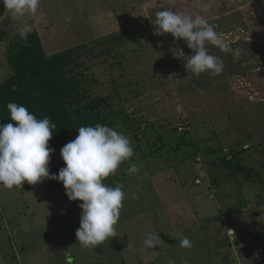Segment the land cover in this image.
<instances>
[{
	"label": "rangeland",
	"instance_id": "1",
	"mask_svg": "<svg viewBox=\"0 0 264 264\" xmlns=\"http://www.w3.org/2000/svg\"><path fill=\"white\" fill-rule=\"evenodd\" d=\"M121 2L126 5L114 8L118 3L109 7L108 0H0V85L11 72L3 54L11 37L35 28L46 51L57 53L112 34L109 18L121 11L117 22L140 32L122 34L110 46L118 48L107 59L115 78L107 75L105 86L114 92L115 109L126 110L133 121L120 123L113 135H121L128 150L136 149L134 135L127 133L150 124L148 148L160 136L169 143L156 163L122 156L129 178L118 190L124 200L119 205L136 208L129 205L120 218L117 209L92 196V182L78 183L85 171L77 166L75 143L15 164L3 161L0 148V179L8 185L0 194V264H263L250 236L264 229L257 189L238 188L221 164H210L211 155H203L201 164L184 159L191 149L177 152L173 142L182 135L178 128L188 130L192 148L220 150L239 142L253 146L256 163L264 158V3ZM126 56L121 70H114ZM116 89L127 94L126 101ZM28 167L38 170L32 179L37 186L46 178L45 187L22 184L31 188L20 193L14 181L24 182L21 173ZM231 225L243 249L228 244ZM157 232L176 243L160 235L154 240ZM66 248L74 259L64 261L69 254L60 251Z\"/></svg>",
	"mask_w": 264,
	"mask_h": 264
},
{
	"label": "trees",
	"instance_id": "2",
	"mask_svg": "<svg viewBox=\"0 0 264 264\" xmlns=\"http://www.w3.org/2000/svg\"><path fill=\"white\" fill-rule=\"evenodd\" d=\"M260 1L264 3V0ZM132 31L81 40L60 52L50 54L45 49L43 37L35 28L30 29L27 34L11 37L9 44L4 47L3 54L11 72L0 85V142L2 143L0 148L5 154L2 156L3 161L8 164L22 163L44 151L75 143L78 147L76 151L80 156V161H76L77 166H82V170L85 171L82 172L83 178L77 177L78 183L86 186L92 182V196L97 194L102 204L109 210L112 207L117 209L116 215L119 218L129 205L136 208L135 203H124L128 204L125 208L120 206V202L124 200L121 198L123 200L121 201L118 190L129 178L128 173L124 172L126 162L122 156L130 157L133 163L142 158L156 163L154 158L169 149L167 147L169 143H165L161 136L156 141H152L153 147L148 148L151 142L145 136L148 134L150 124L146 129L137 126L131 133L128 131L127 134L134 135L132 142L136 144V149L133 147L132 150H128L123 137L119 134L113 135L121 126L120 123L127 125L133 121L126 110L115 109L114 92H109L108 87L105 86L107 75L110 74V77L115 78L112 76L113 72L110 73L113 70V63H108L107 59L118 49L110 46L117 42L119 44L121 35L132 34ZM123 50L119 48V52ZM127 59L128 56L118 64H114L118 66L114 70H121ZM123 85L130 86V83L125 82ZM119 90H115L119 99L126 101L127 94L123 96ZM128 91L130 92L129 89ZM128 128H131V125ZM177 131L182 135L173 142V149L177 152H182L184 148L192 151L184 159H193L201 164L205 160L203 155H211L210 164H221L238 188H244L245 184L255 187L258 191L256 195L258 202L264 201V158L258 163L255 162V157L250 154L253 146L236 142L221 147L220 150L207 146L202 151L199 147L192 148L194 142L188 137V130L179 131L177 128ZM146 145L148 149L145 148ZM245 146L248 148L244 149ZM225 149L228 150L227 153ZM217 151L221 152L222 156L217 157ZM75 156L78 157L74 152L73 157ZM37 171L36 168L28 167L24 173L31 177ZM0 181L1 194L7 183L2 179ZM16 181L14 182L17 189L19 180ZM212 183L217 184V178H213ZM28 188L24 186L17 190L21 193ZM248 206L247 200L245 207ZM126 219L128 220L127 217ZM232 226L231 228L237 232V228ZM159 235L160 233L157 232L154 240ZM236 235L234 241L229 237L228 243L231 247L236 244L238 248L241 246L240 249H243L239 233L237 232ZM250 236L254 246L261 253L264 264V229L251 232ZM159 237L171 245L177 241L169 235ZM63 258L66 261L67 257Z\"/></svg>",
	"mask_w": 264,
	"mask_h": 264
},
{
	"label": "crops",
	"instance_id": "3",
	"mask_svg": "<svg viewBox=\"0 0 264 264\" xmlns=\"http://www.w3.org/2000/svg\"><path fill=\"white\" fill-rule=\"evenodd\" d=\"M103 1V0H102ZM106 1V0H105ZM112 1H114V2H117L118 4L117 5H115L114 4V8H117V7H124L125 5H126V2H125V5H123L122 6V2H121V0H108V6L109 7H111L110 6V2H112ZM123 17V15L121 14V11L120 12H118L117 14H116V17L115 18H109V21L111 20V19H113L114 20V23H113V25H115V28L114 29H112L114 32L112 33V34H116V33H120V32H126V31H132V29H125L126 27H125V25H127V22H125V23H123V24H120L119 22H117V19H119V18H122ZM121 27H120V26ZM114 27V26H113ZM111 30V31H112ZM134 30V29H133ZM135 31H139V28H136V30ZM110 32V31H109ZM140 32V31H139ZM135 33V32H134ZM136 33H138V32H136ZM108 34H110V33H108ZM21 175H24L23 177H24V179H25V181L24 182H22V181H20L19 180V182H18V187H17V189L18 188H21V187H19V186H23L22 184H29L30 185V183H31V185L33 186V187H35V188H44L45 187V185L43 184V182L42 181H46V178H43V180H41V178H39L40 180H39V182H41V184L40 185H38L37 186V184H35L33 181H32V178L31 177H33L34 179H36V175L34 174V176H29V175H27L26 173H21ZM11 176V175H10ZM38 178V177H37ZM16 181V180H15ZM17 182V181H16ZM5 186H7V185H5ZM24 187V186H23ZM26 187H29L28 189H27V191L28 190H30V188H31V186H26ZM6 188H8V186L6 187ZM59 227H61V226H59ZM227 237L229 238V236H228V234H227ZM228 238H227V240H228ZM229 244V243H228ZM230 245V244H229ZM61 252V256H62V254H69V256L68 255H66V257H67V259L66 260H70V259H72L73 258V253H71L69 250H67V248L64 250V251H60ZM62 258V257H61Z\"/></svg>",
	"mask_w": 264,
	"mask_h": 264
},
{
	"label": "built area",
	"instance_id": "4",
	"mask_svg": "<svg viewBox=\"0 0 264 264\" xmlns=\"http://www.w3.org/2000/svg\"><path fill=\"white\" fill-rule=\"evenodd\" d=\"M180 130H182V129H180ZM247 148H248V146H245V147H244V149H247ZM227 152H228V150L225 149V153H227ZM228 158H230V156H229ZM198 160H200V159H198ZM198 182H199V181H197V183H198ZM0 187H1V181H0ZM228 235H229L231 241H234L235 231H234L233 228H229V230H228Z\"/></svg>",
	"mask_w": 264,
	"mask_h": 264
}]
</instances>
